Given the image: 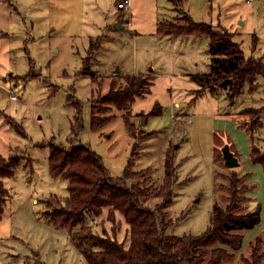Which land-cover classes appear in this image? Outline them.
Returning a JSON list of instances; mask_svg holds the SVG:
<instances>
[{"label": "rangeland", "instance_id": "374dc122", "mask_svg": "<svg viewBox=\"0 0 264 264\" xmlns=\"http://www.w3.org/2000/svg\"><path fill=\"white\" fill-rule=\"evenodd\" d=\"M120 1L0 0V156L20 159L13 175L2 179L6 202L0 216V264H87L67 232L53 227L46 214V201H63L68 194L66 181L49 173L50 146L72 144L99 155L113 178L122 176L131 159L130 172L148 171L146 185L155 192L164 179L165 153L177 146L173 203L166 215L171 222L166 232L177 236L197 235L208 227L215 172L234 169L247 175L252 188L244 209L259 207L260 223L244 232L241 249L234 253L231 263L243 264L242 258H249V243L255 236L264 238L263 173L249 159L252 144L264 151V79L239 83L236 89L232 80L200 89L191 77L211 70L208 37L155 33L157 21L169 28L190 16L213 32L229 34L245 58H261L264 64V4L130 0L125 12L117 8ZM113 20L121 21V28L113 30ZM97 36L101 41L92 45L99 48L89 55L90 40ZM87 56L94 84L89 75L81 74ZM134 71L152 72L149 92L137 98L127 114L135 139L115 110L112 121L92 131L91 99L105 94L111 81L121 84ZM74 102L81 109V128L69 139ZM3 116L11 117L23 133ZM224 146L237 154L238 167L223 165ZM137 181L142 180L130 179L128 184ZM219 181L226 184L222 177ZM224 193L219 189L220 204ZM160 201L154 194L147 205L154 208ZM115 222L116 232L104 210L90 228L114 233L123 241L127 226L119 215Z\"/></svg>", "mask_w": 264, "mask_h": 264}, {"label": "trees", "instance_id": "16d2710c", "mask_svg": "<svg viewBox=\"0 0 264 264\" xmlns=\"http://www.w3.org/2000/svg\"><path fill=\"white\" fill-rule=\"evenodd\" d=\"M176 24L171 23L166 28L163 21H157L155 34L204 35L209 39L211 70L209 73L191 77L200 89H213L231 80L232 89H236L239 83L253 82L257 77L264 79L261 58H245L240 45L229 34L213 32L208 24L196 23L190 16L184 19V24ZM99 40L101 41L100 36L90 40L89 55L99 48L98 45L93 46L92 41ZM88 63L87 56L81 74L89 75L94 84L95 75L90 71ZM151 85V76L143 74H126L121 84L111 81L105 94L98 98L93 97L90 101L91 130L98 131L103 128L115 118L112 111H120L130 137L135 139L133 125L127 114L135 100L149 92ZM73 107L69 139L74 138L81 128L79 103L74 102ZM257 116L259 119V112ZM3 117L10 127L23 133L11 117ZM133 148L135 149V145ZM176 148L177 146L171 149L169 147L165 153L164 179L155 192L151 186L146 185L150 181L148 171L135 174L130 172L131 159L122 176L113 178L108 175L101 157L88 147L75 144L68 148L51 145L48 156L49 173L52 178L66 181L68 195L63 201L45 202L48 222L67 232L87 264H232L234 253L241 249L244 232L254 229L260 223L259 207L248 211L244 209L249 200L248 192L252 188L247 182L248 176L240 175L234 169L227 174L215 172L216 194L206 230L197 235L168 234L166 231L171 222L166 221V215L167 209L173 203ZM134 149L131 156L135 155ZM232 154L239 162L237 154ZM249 159L253 164L261 166L264 180V151L252 144ZM19 163V157L0 156V216L6 202L2 179L11 177ZM219 177L224 178L226 184L220 183ZM130 179L142 181L129 185ZM222 188L225 193L220 194L221 202L223 201L220 204L217 194ZM154 194L161 201L154 208H150L147 203ZM104 210H107V218L114 226L113 231L116 232L114 223L118 215L127 226L123 241L117 240L114 233L109 234L103 229L101 233H95L88 227V218L99 217ZM249 247V258H242V263L263 264L264 238L261 235L255 236Z\"/></svg>", "mask_w": 264, "mask_h": 264}, {"label": "water", "instance_id": "95a60500", "mask_svg": "<svg viewBox=\"0 0 264 264\" xmlns=\"http://www.w3.org/2000/svg\"><path fill=\"white\" fill-rule=\"evenodd\" d=\"M121 23H122L121 21L116 22L113 25V28L116 29V30L121 28ZM221 152H222V158H223V161H224V165L227 168L232 169V168L238 167L239 162H238L237 158L232 154V152H230V150H229V148L227 146H224L222 148Z\"/></svg>", "mask_w": 264, "mask_h": 264}, {"label": "built area", "instance_id": "2783aa9c", "mask_svg": "<svg viewBox=\"0 0 264 264\" xmlns=\"http://www.w3.org/2000/svg\"><path fill=\"white\" fill-rule=\"evenodd\" d=\"M254 1H260L264 4V0H247V2H254ZM117 8L121 11L128 12L130 8V0H122L118 2ZM127 25L128 26L130 25L129 22H127ZM11 100H15V96L11 95ZM87 225L92 228L95 227L97 225V217H89L87 220Z\"/></svg>", "mask_w": 264, "mask_h": 264}, {"label": "crops", "instance_id": "0c3cea01", "mask_svg": "<svg viewBox=\"0 0 264 264\" xmlns=\"http://www.w3.org/2000/svg\"><path fill=\"white\" fill-rule=\"evenodd\" d=\"M185 1H187V0H185ZM117 22V20H113V25L115 24ZM113 30H116V29H113ZM118 30V29H117ZM156 35V34H155ZM156 36H158V37H163V36H159V35H156ZM195 37L196 35H189V36H164V37ZM0 67H1V61H0ZM0 70H1V68H0ZM151 71L150 72H148V71H146V72H143V71H140L139 73H137L136 71H134L132 74H143V75H145V76H151ZM68 195V194H67Z\"/></svg>", "mask_w": 264, "mask_h": 264}]
</instances>
